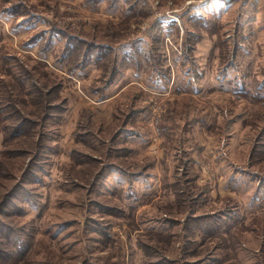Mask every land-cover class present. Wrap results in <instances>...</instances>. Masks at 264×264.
I'll use <instances>...</instances> for the list:
<instances>
[{
    "label": "rangeland",
    "instance_id": "rangeland-1",
    "mask_svg": "<svg viewBox=\"0 0 264 264\" xmlns=\"http://www.w3.org/2000/svg\"><path fill=\"white\" fill-rule=\"evenodd\" d=\"M12 1L24 2L30 15L38 16L29 29L13 26L9 33L0 26V75L6 83H0V105L10 99L8 87L19 100L24 99L17 115L27 119L26 132L10 139L11 132L1 130L2 122L5 119L3 124L11 125L15 118L8 120L10 112L0 113V244L10 245L5 235L16 232L28 250L24 261L12 257L6 264L115 262L119 251L108 248L103 254L100 244H107L110 238L105 236L110 223L119 224L106 207L117 208L121 192L109 188L112 182L102 180V175L113 164L129 171L140 167L119 153L124 143L115 137L129 122L125 114L133 96L149 108L144 114L149 120L142 126L148 137V157L139 163H150L155 157L159 161V147L154 148L157 142L149 134L153 130L156 137L163 138L158 129L161 121L168 130H176V139L186 138V144L190 143L186 157L181 141L171 160L175 206L163 205L172 201L169 189L158 191L164 198L160 206L166 216L174 218L178 234L175 242L170 243V237L159 240L170 243L164 253L173 264L183 260L198 264L194 259L210 255L223 264L231 260L264 264V92L258 90L264 89V4L259 6L258 0L249 4L248 0ZM43 16L52 25L77 34L79 57L88 48L107 46L104 61L81 86L70 78L64 64L55 61L63 50L62 40H55L54 49L44 54L34 45H30L32 54H19L28 39L48 29L39 28ZM108 47L113 48L111 52ZM132 48L136 54L128 57ZM33 53L45 55L50 64L38 63ZM19 66L29 72L31 86L29 80H18ZM56 67H62L64 74L56 72ZM186 70L199 75L198 93L188 86L186 95L170 100L167 94L152 96L134 84L119 101L110 103L113 107L104 122L99 121L101 108L84 96L102 98L105 91L98 94V90L114 79L115 89L132 80L153 87L156 72L164 84L176 77L181 85ZM38 84L41 88L47 85L44 101L36 94ZM134 86L138 92L134 93ZM175 101L178 107H173ZM82 109L86 111L80 113ZM163 163L168 167L167 161ZM184 226L202 228L215 236L206 237L201 250L196 246L191 251L193 243L188 244V236L180 232ZM125 238L129 240L127 235ZM196 239L200 244L205 240ZM117 246L123 250L117 262L130 263L131 254L125 255L122 240Z\"/></svg>",
    "mask_w": 264,
    "mask_h": 264
},
{
    "label": "crops",
    "instance_id": "crops-1",
    "mask_svg": "<svg viewBox=\"0 0 264 264\" xmlns=\"http://www.w3.org/2000/svg\"><path fill=\"white\" fill-rule=\"evenodd\" d=\"M253 0H248V4L251 3ZM260 1L259 6L264 4L263 0H258ZM15 1L12 0H0V26L2 27L3 25L8 29L13 30V26L18 27L22 29H29L31 27V21L37 18L38 15H33L32 17L30 15V10L27 8L24 2H21L19 4H14ZM230 3H233V1L229 0ZM46 17V16H43ZM42 17V18H43ZM47 18V17H46ZM50 20L48 19V26H50ZM52 24V23H51ZM47 26V27H48ZM46 28V27H43ZM49 28V27H48ZM46 30V29H42ZM48 30V29H47ZM41 39L37 42L32 43L31 39H28L26 43L24 44L25 47H20L19 51L21 53L19 54H32L30 52H34L30 45H34L36 47V50L38 51L39 54H44L41 50ZM33 55L36 58H41L45 60L47 57L44 55ZM44 57V58H42ZM50 64V62H49ZM184 64V63H183ZM186 64V63H185ZM184 64V65H185ZM98 65L95 63H90L88 64L84 69L78 70L76 74L71 75V79H74L77 85L79 86L84 82V78L89 75V73L95 69ZM55 70L60 72L61 74L63 73V69L59 70L58 67L55 68ZM83 72H86L82 77L75 78L77 75L82 74ZM155 77L152 78L153 81V87H146L144 84L142 85L141 83H136V81L132 80L128 82V84H123L122 86H119V88L115 89V86L117 85V79L113 80L112 83L108 84V86L103 89V90H98L99 92L102 93L104 92V96L102 98H98L97 100L93 99V96H86L90 101H92L94 104L97 105L98 108H101L102 110V119L99 121L105 120V118L109 117V113L112 110L111 104H115L117 101L120 100L122 95L127 94V90H131L130 87H132L134 84H139L149 95H152L154 93L157 94H167L166 98L170 100H175L176 97H180V94L186 95V88L188 86H191L194 93H198L200 90V82L198 81L199 75L193 74V72L188 73L186 70L185 77L186 80H183L182 84L180 85L178 83V79H175L176 77H172L170 80L171 82L168 84H164V80L161 78V76L156 72ZM141 76V75H139ZM201 76V74H200ZM142 79V77H139ZM141 82V81H140ZM75 83V84H76ZM162 85V87L159 86ZM81 86V85H80ZM80 92H82L81 87H77ZM136 86L133 87L135 89ZM140 90V89H139ZM261 91H264V89H258ZM137 91V88L135 89L134 93ZM126 92L125 94H123ZM138 92V91H137ZM89 95V94H88ZM138 97V96H137ZM137 97L134 98L133 100L130 101L128 105V110L125 114V117L129 119L126 121V125L123 129H121L119 132H117V135L115 136L118 140V142H122L124 146L119 149V153H122L124 155V158L129 160L127 157L130 158L129 161L134 162V164H139L140 167H138L134 171H129L127 167L122 166V165H116L113 164L109 167L110 171L105 169V172L102 175V180L104 178H108L110 185L112 187H109L111 189L118 188V190L121 192V195L119 197V203L118 207H106V210H109V214H111L110 218L115 217L118 221L119 224L118 226H115L116 224L114 222L110 223V229L105 233V236L110 237L107 239V244H100L101 247L104 248V250L101 253H106L108 248L110 249H116L119 252H123L120 247L117 246V242L119 241L121 243V240L124 244V252L125 255L127 253L131 254V260L130 263L126 264H173V261L171 258H169L168 255L164 253L165 250H168V246L170 245L171 241H174V235L176 230H175V222L174 218H171L169 216H166V213L162 210L161 204L164 202V198L162 197L161 193H158L163 188L169 189L173 195L172 198H170V202H165L166 206H175L176 200H177V194L174 192L176 188V180L174 177L170 175V172L173 171L172 169V158H175V152L176 148L178 147L179 143L181 142V149L184 152V157H186V145H190V143L186 144V138H183L181 141L176 139L174 136L176 134V130L170 131L168 130L167 125H163L164 123L161 121L159 125V130H162V136L163 138L162 141L160 138L156 137L157 134H154V131L151 130L149 134L153 137L154 139L153 143L154 148L156 146L159 147L157 154H160L157 158L155 157L154 160H150L152 162L150 163H145L141 164L140 162H143L144 159L148 157L146 154L147 150V145L148 142V137L145 138L144 135L146 136V131H143V124L144 120H149L147 117H145V109H149L148 106L143 105V100H137ZM173 107H178L177 101L173 103ZM129 108H132L129 110ZM84 109L80 111L82 113ZM86 111V110H84ZM83 111V113H84ZM99 116V114H94L93 115V120L96 122L95 117ZM197 115H195L196 117ZM167 119L170 120V117ZM165 118L164 122L167 121ZM78 124V123H77ZM131 126H130V125ZM141 125V129H138L137 125ZM147 129L148 127L145 126ZM174 136V139H173ZM155 137V138H154ZM185 137V136H182ZM203 141V139H201ZM172 142L174 145H172ZM163 144V145H162ZM171 144V145H170ZM162 146H166V148L160 149ZM173 147V150H171L170 147ZM165 150V151H164ZM171 150V151H169ZM140 154H138V152ZM117 152V151H115ZM122 158V157H121ZM139 158V159H137ZM162 161V162H161ZM167 161L168 167L164 165L163 162ZM174 163V162H173ZM186 164V163H185ZM166 167V168H165ZM175 166L173 165V168ZM166 176L169 178L171 177L172 180H167ZM113 178V179H112ZM102 183L98 182L96 186L100 185ZM103 184V183H102ZM110 189V190H111ZM158 193V194H157ZM176 199V200H175ZM186 200V199H185ZM183 200V202L185 201ZM185 204H188L186 202ZM155 207V208H154ZM117 213V214H115ZM197 216V215H195ZM207 216H210V213L207 214ZM113 229V231H112ZM178 232V231H177ZM181 233H184L185 236H188V244H191V251L194 250L196 246L201 250L200 246L203 248L205 241L207 240L206 237H212L215 236L213 233H209L204 231L202 228H187L184 226L183 230ZM113 233V234H112ZM111 235V236H110ZM125 235L128 236L129 240L127 241V238H125ZM205 236V237H204ZM170 237V243H162L159 240L163 238H169ZM198 237H203L205 240H203V243L196 238ZM124 238V239H123ZM169 241V240H168ZM130 244V245H129ZM186 244V242L183 243V245ZM200 244V245H199ZM119 252L115 253V262L113 263H108L106 264H119L120 262H117L120 260L119 257ZM133 253V254H132ZM133 257V259H132ZM111 256H107V259L109 260ZM186 256L183 257L185 259ZM122 260L121 259V262ZM189 260V259H188ZM195 263L198 264H223L221 263V259L218 260L215 259L213 255H210L208 257H205L204 259H201V257H198L194 259ZM226 263L224 264H235L233 261H225ZM186 261H182V264H186ZM96 264V263H94ZM123 264V263H121Z\"/></svg>",
    "mask_w": 264,
    "mask_h": 264
},
{
    "label": "trees",
    "instance_id": "trees-1",
    "mask_svg": "<svg viewBox=\"0 0 264 264\" xmlns=\"http://www.w3.org/2000/svg\"><path fill=\"white\" fill-rule=\"evenodd\" d=\"M45 35H47L48 37H46ZM40 39H41V44H40L41 47L40 48L45 53L51 47L54 49L53 43L55 40H60V41L62 40L63 41V50H62V52L59 51V53L56 55L55 61L57 63H60V65L64 64V66L67 69V74H69V75L76 74V72L78 70L84 69L90 63H95L97 65H100V62L104 61L102 58H104V56H106V53H107V51H105V50H107V46L103 45L104 47H97L94 49L88 48L87 51H85V53L83 54V56L79 57V55H78L79 51H78L77 46L75 45L76 41L79 40L77 34L68 33L62 28V26H59L56 24L52 25L50 23L48 30L47 29L42 30L40 34H37L33 39H31V42L34 43V42L39 41ZM90 46L93 47V44H90ZM108 48H109L110 52L113 49L112 47H108ZM132 50H133V54L132 53H126L128 55V57H131V56L133 57L136 54L135 49L132 48ZM100 55H101V57H100ZM42 58H44V57H42ZM34 59L37 60L38 63H42L45 66L49 64V61L45 60V58L41 59V58L35 57ZM9 60H11V59H9ZM12 60L18 61V59H16V57H14ZM19 67L21 70H18V80L21 83H24V81L29 80L30 86H31L32 81L30 80L29 72L26 70L25 67H24L25 69H23V67L21 68V66H19ZM56 72H54L52 74H54L55 76H59ZM112 77H111V80L113 79ZM0 83H5V80H3L1 75H0ZM18 86H20V85L18 84ZM38 86L40 88H37L38 90H37L36 94H38L37 96L39 98H41V96H43V101H44V97H46V90H47V87H45V86H47V85L44 84L43 88H41L40 84H38ZM23 88H24L23 85L20 86L21 90ZM29 88H28V91H29ZM7 90H8V94L10 96V99L8 101H6V100L3 102L1 101L2 103H7V104L3 105L1 103L0 113H3V112L9 113L10 112L12 115H11V117H7V119L9 120V118H10L13 121V119L15 118L16 122L14 123V121H13L11 125L10 124L4 125L3 122L5 121V119H3L4 120L2 122L3 128L1 127L2 128L1 130L5 133H7V131L11 132V135L8 137L11 139V138H17L18 136H20L26 132V131H24V129H25V124L27 122V119H25V117H23V116L18 117V115H17L18 108H21L22 105H24V104H22V101H24V99L19 100L18 99L19 96L15 95V93L12 90H9L8 87H7ZM30 90H31V88H30ZM259 92L261 94L264 91L259 90ZM27 94H29V93H27ZM23 96H25V95H23ZM257 97H258V99H261V95H259L258 93H257ZM262 97L264 98V96H262ZM40 103H42V102H40ZM6 141L7 140H5V142ZM4 239L6 242L8 241L10 243V245L5 244L3 246L0 244V264L8 263V260L11 259L12 257H17V259H18L17 262L24 261L26 258V253L28 251L26 249V244H25L24 240L22 238H20L16 234V232H14L11 235H5Z\"/></svg>",
    "mask_w": 264,
    "mask_h": 264
},
{
    "label": "built area",
    "instance_id": "built-area-1",
    "mask_svg": "<svg viewBox=\"0 0 264 264\" xmlns=\"http://www.w3.org/2000/svg\"><path fill=\"white\" fill-rule=\"evenodd\" d=\"M47 26H48V18L43 17V18H42V22H41V24L39 25V28H43V27H47Z\"/></svg>",
    "mask_w": 264,
    "mask_h": 264
}]
</instances>
